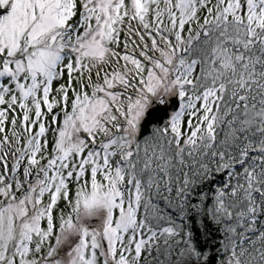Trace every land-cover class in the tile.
I'll use <instances>...</instances> for the list:
<instances>
[{
    "label": "snow or ice",
    "instance_id": "obj_1",
    "mask_svg": "<svg viewBox=\"0 0 264 264\" xmlns=\"http://www.w3.org/2000/svg\"><path fill=\"white\" fill-rule=\"evenodd\" d=\"M0 264H264V0H0Z\"/></svg>",
    "mask_w": 264,
    "mask_h": 264
},
{
    "label": "water",
    "instance_id": "obj_2",
    "mask_svg": "<svg viewBox=\"0 0 264 264\" xmlns=\"http://www.w3.org/2000/svg\"><path fill=\"white\" fill-rule=\"evenodd\" d=\"M151 111V110H150ZM145 119H148V116H147V114H146V116H145ZM155 125H149V130H151V128L152 127H154Z\"/></svg>",
    "mask_w": 264,
    "mask_h": 264
}]
</instances>
